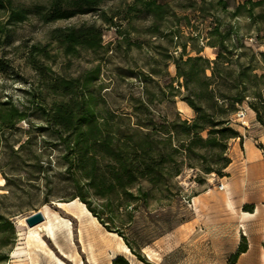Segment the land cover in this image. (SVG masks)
<instances>
[{"label":"rangeland","instance_id":"374dc122","mask_svg":"<svg viewBox=\"0 0 264 264\" xmlns=\"http://www.w3.org/2000/svg\"><path fill=\"white\" fill-rule=\"evenodd\" d=\"M49 1L12 0L15 6L25 9L46 5ZM160 1L172 3V0ZM223 1L226 3L227 12L221 10L217 0H204L203 12L200 13L182 12L175 8L168 10L162 20L158 21L163 35L171 32L164 38L148 34L150 20L143 14L130 15L131 25L126 26V21L122 19L126 17L127 6L134 0H100L95 12L47 24L41 23L31 13L28 21L9 26L7 36L0 35V98L5 100L10 97L20 109L30 108L27 110L26 120L12 129L3 130L0 141V180L3 181V186L0 187V214L11 223H2L0 264H35L34 258L41 264H52L47 252L49 258H53L55 262L58 260L65 264V258L74 262L69 257H61L48 243L50 239L44 232L40 235L45 247L28 246V227L23 226L20 220L47 206L50 212L68 220L75 234L79 226L77 219L84 213L74 207V204L64 208L54 204L71 202L68 185L60 179L62 167L58 164L59 151H51L48 147L53 138L48 133H40L35 129L44 124L40 113L34 109L36 105L48 107L52 100L59 101L61 98L53 96L45 88L44 81L27 63V49L32 45L45 46L49 52L51 60L44 61V65H49L55 74H49L47 81L56 76L65 79L78 78L98 66V79L90 87L96 97H101L104 106L117 114L131 113L134 101L140 100L149 103L155 122L166 116L172 119L177 114L182 120L190 121L194 117L193 110L179 96H171L168 88L172 85L173 89L184 93V89L178 88L173 81L176 70L172 58L182 54L181 45H185L183 59L196 56L194 49L201 50L200 56L214 59L218 49L209 46L208 42L216 41L210 31L214 25H218L219 31L230 34L233 39L231 43H237L238 40V45L250 48L255 56L264 52V5L254 8L253 19H249L245 12L242 16L233 18L228 13L238 4H242L243 0ZM172 12L176 18L172 16ZM102 13L113 17V23L121 21L118 24L122 25L121 35L117 28L104 22ZM82 24H93L101 29L104 51L92 53L82 50L76 58L65 57L56 44L49 40V32L55 28H71ZM237 51L240 53L244 49ZM256 73L264 74V69L256 70ZM238 107L244 108L246 114L243 125L232 124L239 133L237 138H253L256 140V148L264 151V128L255 118H251L253 111L248 106V100L238 105L237 109ZM27 139L29 144L22 151L17 150ZM232 141L238 142L236 138L230 139L226 152ZM35 154L39 155L43 174L35 173ZM190 163L195 162L191 160ZM193 166H189V162L185 160L180 174L171 180V196L168 199L157 196V201L148 200L146 207L135 212L130 225L122 231L129 245L148 264H208L209 261L230 264L229 258L236 252L235 250L231 254L234 245L237 242L247 243L241 231L237 232V216L241 211H244L243 214L252 211L250 208L253 207L246 205L229 212L230 215L225 213L219 192L203 195L210 188L218 187L220 177L214 173L204 175L196 168L197 165ZM199 179L202 182L199 183ZM143 187L148 188L147 184H143ZM46 189L53 190L60 198L50 199L44 204L43 193ZM75 200L79 202L78 199ZM226 209L228 210L227 207ZM222 218L226 221L227 235L226 245L220 250L213 243L215 239L212 233L218 231ZM209 233L211 236L208 237ZM72 244L74 246L73 240ZM49 247L63 261L55 257ZM4 257L5 260H1Z\"/></svg>","mask_w":264,"mask_h":264},{"label":"trees","instance_id":"16d2710c","mask_svg":"<svg viewBox=\"0 0 264 264\" xmlns=\"http://www.w3.org/2000/svg\"><path fill=\"white\" fill-rule=\"evenodd\" d=\"M199 1L200 4L197 0H172V3L134 0L127 6L126 17L122 20L128 27L131 25L130 15L143 14L150 20L148 34L164 38L171 34L163 35L158 25L164 14L174 8L182 12H203L205 2ZM99 2L50 0L46 5L25 9L15 6L12 0H0V35L7 36L9 26L28 21L31 13L41 23L47 24L95 12ZM217 5L227 12L223 0H217ZM262 5L264 0H243L228 14L235 18L245 12L249 19H253L254 8ZM102 16L104 22L117 28L120 35L123 33L122 25H118L121 21L113 23V17L104 13ZM210 35L216 41L208 42V45L218 49L214 59L200 56V49H194L196 56L183 59L185 45H181L182 54L172 58L176 70L173 81L178 88L184 89V93L173 89L172 85L168 88L171 96H179L193 110L194 117L190 121L182 120L177 114L172 119L166 116L155 122L149 103L140 100L134 101L131 113L117 114L107 109L101 97H96L90 87L98 79V66L78 78L56 76L47 81L49 74L55 73L49 65H44V61L51 60L45 46L32 45L26 51L27 63L44 81L45 88L53 96L61 98L52 100L48 107L36 105L34 110L40 113L44 125L35 129L53 138L48 147L51 151H59L58 164L62 167L59 175L61 181L68 185L69 201L78 199L106 231L122 238L131 253L145 264L148 263L134 251L122 232L130 225L133 214L146 207L148 200L157 201V196L164 199L171 196V180L180 174L185 160L189 166L197 165L196 168L204 175L214 173L218 177L223 176L222 171L230 163L227 143L239 137L231 119L237 106L245 100L255 113L256 122L264 128V74L256 73V70L264 69V52L255 56L250 48L238 45V40L231 43L230 34L219 31L218 25L213 26ZM101 36V29L93 24L55 28L49 32V40L56 44L57 49L65 57L73 58L82 50L92 53L104 51ZM237 49L244 51L239 53ZM27 110L30 108L20 109L10 97L0 98V141L3 130L12 129L26 120ZM28 140L17 150L22 151L29 144ZM33 159L35 173L43 174L39 155L35 154ZM191 160L195 163H190ZM57 198L60 197L53 190L46 189L43 193L44 204ZM3 222L11 225L0 214V232ZM246 250L245 242L239 244L229 258L230 264H235ZM112 264L128 262L117 257Z\"/></svg>","mask_w":264,"mask_h":264},{"label":"crops","instance_id":"0c3cea01","mask_svg":"<svg viewBox=\"0 0 264 264\" xmlns=\"http://www.w3.org/2000/svg\"><path fill=\"white\" fill-rule=\"evenodd\" d=\"M252 114L251 118L254 119L255 114L253 112ZM236 139L238 142L232 141L228 148L227 157L230 163L222 171L223 176L218 178L219 184L223 185V190H218V187L214 186L208 192H204L203 195L206 196L209 192H219L223 211L228 215H230L229 212L241 209L246 205L253 207L251 212L243 214L244 211H241L240 215L237 216L239 222L237 232L241 231V234L246 238L247 250L240 254L235 264H264V151L256 148L254 145L256 140L253 138ZM203 199L207 200V197ZM79 218L77 219L79 226L75 230L76 235L72 230L74 246L70 245L71 239L69 240L66 234H57L54 241L48 240L51 247L61 257L65 258L54 247L57 244L63 253L76 255L75 262L65 258L66 263L49 247L53 255L65 264H79L80 260L82 264H112L117 257L123 258L128 264H145L138 260L129 248L126 252L123 249L126 245L122 238L115 233L106 231L91 214L83 213ZM225 223V219H220L218 231L212 233L215 239L213 243L220 250L226 245L227 230ZM210 234L208 237L211 236ZM238 246L237 242L231 254L237 250ZM42 250L45 252V249ZM46 255L49 260H52V264H57L53 258H49L48 252ZM34 262L41 264L35 258ZM208 264L215 263L209 261Z\"/></svg>","mask_w":264,"mask_h":264},{"label":"bare ground","instance_id":"6f19581e","mask_svg":"<svg viewBox=\"0 0 264 264\" xmlns=\"http://www.w3.org/2000/svg\"><path fill=\"white\" fill-rule=\"evenodd\" d=\"M3 186V181L0 180V187ZM55 205H57L60 208L67 207L68 205L74 204V207L78 208L81 212H84L86 214H90L87 209L85 208L84 204L75 201H71L69 203H61V202H55ZM75 208V209H76ZM41 213L44 216V222L41 225L36 226L35 228H28L27 230V244L28 246H38L37 248L40 247H45V242L42 240L40 233L44 232L47 236L48 239L50 240H55L56 235H62L65 234L70 240V245L72 244V228H71V223L66 220L61 218L59 215H57L54 212H50L48 210L47 206H43L41 209ZM20 223L23 226H26L24 219L20 220ZM116 235V234H115ZM57 244V243H56ZM58 245V244H57ZM56 246L58 249L59 253L64 255L65 257H69L75 262V254L74 255H68L62 252L59 246ZM123 249L128 252V248L125 246ZM56 260V259H55ZM57 264H63L60 261L56 260ZM79 264H82L81 260L79 261Z\"/></svg>","mask_w":264,"mask_h":264},{"label":"water","instance_id":"95a60500","mask_svg":"<svg viewBox=\"0 0 264 264\" xmlns=\"http://www.w3.org/2000/svg\"><path fill=\"white\" fill-rule=\"evenodd\" d=\"M24 221L28 228H33L44 222V216L42 215L41 211L38 210L37 212L25 217Z\"/></svg>","mask_w":264,"mask_h":264},{"label":"built area","instance_id":"2783aa9c","mask_svg":"<svg viewBox=\"0 0 264 264\" xmlns=\"http://www.w3.org/2000/svg\"><path fill=\"white\" fill-rule=\"evenodd\" d=\"M245 114H246V110L242 107H238L237 111L232 116L231 125L234 123H241L243 125L245 123L244 122ZM218 190H223L222 184L218 185Z\"/></svg>","mask_w":264,"mask_h":264}]
</instances>
